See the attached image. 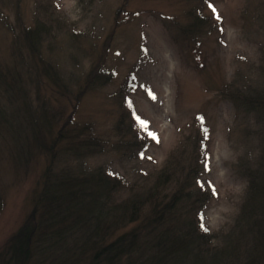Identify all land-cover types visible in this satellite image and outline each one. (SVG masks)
<instances>
[{
  "label": "rangeland",
  "instance_id": "374dc122",
  "mask_svg": "<svg viewBox=\"0 0 264 264\" xmlns=\"http://www.w3.org/2000/svg\"><path fill=\"white\" fill-rule=\"evenodd\" d=\"M198 9L210 22L189 33ZM31 29L35 43L34 29L45 35L35 50L22 37ZM263 79L264 0H0V112L16 136L27 135L25 115L36 118L39 105L50 100L62 110L57 125L70 113L66 128L81 129L98 144L79 158L66 141L58 142L53 173L101 167L126 184L158 171L183 143L201 145L204 165L197 153L195 167L210 196L200 224L218 236L214 257L220 260L244 200L246 159L260 140L249 134L256 131L254 119L243 120V108L219 89L236 81L239 91L248 85L263 90ZM65 94L78 97L69 102ZM124 107L125 120L132 121L126 137L139 143L127 153L118 147L125 138L116 128L128 113ZM57 128L47 123L40 139L56 137ZM7 144L10 153L0 157V254L31 211L47 166L46 155L37 153L15 165ZM127 191L117 198L128 197ZM187 191L195 193L191 181Z\"/></svg>",
  "mask_w": 264,
  "mask_h": 264
},
{
  "label": "trees",
  "instance_id": "16d2710c",
  "mask_svg": "<svg viewBox=\"0 0 264 264\" xmlns=\"http://www.w3.org/2000/svg\"><path fill=\"white\" fill-rule=\"evenodd\" d=\"M42 5L48 8L47 2ZM198 12L187 25L189 33L201 31L210 22L209 16L201 15L200 9ZM211 16L212 20L216 17L212 12ZM218 17L222 19V14ZM32 30H26L22 37L26 48L35 50L45 35L43 30L34 29L39 40L35 43L30 39ZM181 30L184 33L186 29ZM235 83L225 84L219 89L220 95L238 109L243 108V120L248 116L254 119L250 128L255 125L256 131L249 134L256 135L260 143H256V153L246 159L244 200L232 231L224 239L227 253L220 256L223 260L216 258L219 255L214 251L218 236L202 230L200 224V212L210 196L195 167L197 153L204 165L201 145L192 148L183 143L166 156L158 171L131 184L101 167L76 175L64 170L55 175L54 161L62 146L58 142L66 141L68 150L79 158L91 155L98 144L90 136H83L81 129L66 128L72 123L70 113L62 125H57L62 110L48 100L39 105L36 118L25 115V137H17L14 124L0 112V157L10 153L7 143L12 144L15 165L36 153L47 157L41 186L34 190L32 209L1 252L0 264H232L234 259L240 264H257L264 260V88L248 85L245 91H239ZM61 96L69 102L78 97ZM124 108L128 113L121 115L116 128L125 138L118 147L127 153L139 143L126 137L132 121L125 120L129 111ZM47 123L58 127L56 137L42 141L39 132ZM190 181L195 193L186 192ZM125 186L128 197L120 200L117 194ZM234 243L238 246L230 250Z\"/></svg>",
  "mask_w": 264,
  "mask_h": 264
},
{
  "label": "snow or ice",
  "instance_id": "6c2138e0",
  "mask_svg": "<svg viewBox=\"0 0 264 264\" xmlns=\"http://www.w3.org/2000/svg\"><path fill=\"white\" fill-rule=\"evenodd\" d=\"M217 18H218V17H217ZM141 123L143 124V122H141ZM148 134H149V136H150L152 139H154V140L157 139L154 133H148ZM201 228H202V230L207 231V228L204 226L203 221H202V223H201Z\"/></svg>",
  "mask_w": 264,
  "mask_h": 264
}]
</instances>
